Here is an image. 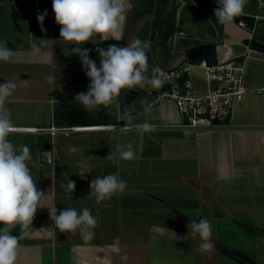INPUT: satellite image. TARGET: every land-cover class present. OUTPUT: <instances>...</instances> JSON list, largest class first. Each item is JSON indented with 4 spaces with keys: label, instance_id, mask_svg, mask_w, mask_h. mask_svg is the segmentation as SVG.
<instances>
[{
    "label": "crops",
    "instance_id": "0c3cea01",
    "mask_svg": "<svg viewBox=\"0 0 264 264\" xmlns=\"http://www.w3.org/2000/svg\"><path fill=\"white\" fill-rule=\"evenodd\" d=\"M257 2L247 0L242 15L221 25L217 0H131L121 39L95 35L93 43L82 45L99 66L97 47L150 41L148 74L191 60L189 76L198 95L207 92L200 62L243 60L248 92L234 104L229 126L192 130L181 126L171 99L159 98L163 75L159 87L124 89L112 104L85 109L74 97L87 92L90 80L80 57L64 54L75 45L60 38L52 0H0V44L15 52L10 62H0V83L17 85L4 105L14 124L9 139L29 147L31 174L50 207L57 213L88 208L97 220L86 241L78 230L61 233L49 210L38 207L32 225L11 229L21 247L18 264H264V52L252 46H264V13L257 16ZM45 10L42 31L37 16ZM240 20L251 29L240 27ZM52 124L111 128L54 140L44 132L15 130ZM128 144L134 157L121 159L119 151ZM70 145L77 151L70 152ZM82 171L88 172L84 179ZM110 173L126 181L127 189L98 203L90 182ZM65 174L75 182L73 193L62 187ZM205 217L213 226L209 250L186 228ZM252 246L251 259L245 253Z\"/></svg>",
    "mask_w": 264,
    "mask_h": 264
},
{
    "label": "clouds",
    "instance_id": "9594fccd",
    "mask_svg": "<svg viewBox=\"0 0 264 264\" xmlns=\"http://www.w3.org/2000/svg\"><path fill=\"white\" fill-rule=\"evenodd\" d=\"M217 3L215 17L221 25H227L244 13L247 0H217ZM132 7L131 0H52L55 22L60 26V38L69 45H75L66 49L64 54L78 55L90 80L87 92L74 97L75 102L85 109L112 104L124 89L159 87L163 84L160 79L163 73L159 67H154L151 75L148 74L147 50H150V41L137 38L126 46L111 44L107 49L97 47L99 66L89 58L90 50L82 47L86 42H92L95 35H99L104 41L109 38L117 41L121 39L127 12ZM46 15L45 10L37 16L42 31ZM51 42L47 40L48 44ZM33 48L37 52L41 50L36 45ZM14 55L15 52L6 43L0 44V62H10ZM52 79L49 77L50 81ZM16 88L17 85L11 81L0 83V264H18L21 247L18 236H13L11 229L16 225H20L21 229L32 225L38 207L49 210L55 228L61 233H76L78 230L86 241L93 238V229L97 225L96 218L88 208L78 212L68 207L57 213L56 207H50L46 193L37 186L31 174L29 147L17 146L9 139L14 124L4 115V105ZM142 127L147 129L150 125L146 123ZM68 150L77 151L71 145ZM112 156L111 153L107 158ZM119 157L124 160L132 159L133 146L126 145L125 150L119 151ZM86 173L88 172L82 171L79 174L81 179L85 178ZM64 179L62 187L73 193L75 182L66 174ZM90 189L99 203L117 193L123 194L127 183L118 174L110 173L92 179ZM186 228L191 229L193 237L199 236L202 241L199 245L201 249L209 250L214 247L213 226L206 217L190 221ZM187 239L186 231L183 240Z\"/></svg>",
    "mask_w": 264,
    "mask_h": 264
},
{
    "label": "built area",
    "instance_id": "2783aa9c",
    "mask_svg": "<svg viewBox=\"0 0 264 264\" xmlns=\"http://www.w3.org/2000/svg\"><path fill=\"white\" fill-rule=\"evenodd\" d=\"M257 3L259 10L257 16H262V13H264V0H258ZM238 25L248 30L251 29L243 20H240ZM198 66L202 68L207 84V92L204 95H198L195 92L193 82L189 76L192 63L184 61L178 66L164 71V84L169 88V91L162 92L159 98H168L175 103L184 120L181 124L183 128L192 130L227 128L234 104L243 100L248 92L244 85V62L243 60L232 59L210 65L202 61ZM256 91L261 93V90ZM110 128H69L52 124L43 129L17 128L15 130L44 132L54 140L60 134Z\"/></svg>",
    "mask_w": 264,
    "mask_h": 264
},
{
    "label": "rangeland",
    "instance_id": "374dc122",
    "mask_svg": "<svg viewBox=\"0 0 264 264\" xmlns=\"http://www.w3.org/2000/svg\"><path fill=\"white\" fill-rule=\"evenodd\" d=\"M220 245V244H219ZM224 245H226L224 242H221V246L223 247V249H225V250H233V247H231V246H224ZM247 253H245V254H247L248 256L247 257H249V258H253L254 257V249H253V246H252V248H250V249H247V251H246ZM222 258H223V260H225V255H222ZM224 262V261H223ZM236 262V261H235Z\"/></svg>",
    "mask_w": 264,
    "mask_h": 264
},
{
    "label": "trees",
    "instance_id": "16d2710c",
    "mask_svg": "<svg viewBox=\"0 0 264 264\" xmlns=\"http://www.w3.org/2000/svg\"><path fill=\"white\" fill-rule=\"evenodd\" d=\"M250 22H251L250 25H251V27H252V26H253V23H254V19L251 20ZM258 46H260L261 48H257V47H254V48H256V49H258V50L264 52V49H263L264 46H261V45H259V44H258ZM189 62L192 63L193 61L191 62V60H190ZM193 63H194V62H193ZM208 64L213 65V64H216V63L208 62ZM164 86H165V87H164V91H169V88H168L166 85H164ZM164 91H163V92H164Z\"/></svg>",
    "mask_w": 264,
    "mask_h": 264
},
{
    "label": "water",
    "instance_id": "95a60500",
    "mask_svg": "<svg viewBox=\"0 0 264 264\" xmlns=\"http://www.w3.org/2000/svg\"><path fill=\"white\" fill-rule=\"evenodd\" d=\"M253 47L261 48L258 44H252ZM264 49V48H263Z\"/></svg>",
    "mask_w": 264,
    "mask_h": 264
}]
</instances>
